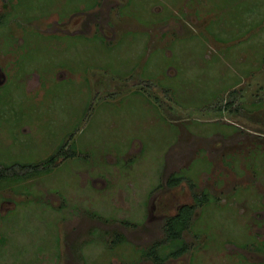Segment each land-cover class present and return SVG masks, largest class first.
<instances>
[{"label": "rangeland", "instance_id": "374dc122", "mask_svg": "<svg viewBox=\"0 0 264 264\" xmlns=\"http://www.w3.org/2000/svg\"><path fill=\"white\" fill-rule=\"evenodd\" d=\"M65 141L0 181V264H156L194 191L166 262L264 264V0H0V163Z\"/></svg>", "mask_w": 264, "mask_h": 264}, {"label": "trees", "instance_id": "16d2710c", "mask_svg": "<svg viewBox=\"0 0 264 264\" xmlns=\"http://www.w3.org/2000/svg\"><path fill=\"white\" fill-rule=\"evenodd\" d=\"M78 37V36H75ZM80 37V36H79ZM67 144L66 141L63 145L53 154L49 155L45 160L38 163H0V181L1 180H20L28 177H34L38 174L49 172L52 168V165H55V162L59 159L61 155L69 156L71 153L68 152V149L65 147ZM184 177L172 176L168 184L170 186H175L179 184ZM193 186V184L191 185ZM194 188V186H193ZM194 203L185 204L180 207L177 214L169 216L165 223V232H166V241H178L179 247L174 249L169 255H162L159 252L158 246L159 243H154L151 247L147 248L143 253L148 257L153 258L156 264H170L166 262V259L170 256L177 258L183 255L188 251L189 246L184 240L183 234L184 231L189 230L192 225V220L195 215L196 207L203 205L212 200L211 196L208 193L204 192L198 194L194 191L193 193ZM164 245V242H162Z\"/></svg>", "mask_w": 264, "mask_h": 264}, {"label": "flooded vegetation", "instance_id": "af4514ba", "mask_svg": "<svg viewBox=\"0 0 264 264\" xmlns=\"http://www.w3.org/2000/svg\"><path fill=\"white\" fill-rule=\"evenodd\" d=\"M81 37V36H80ZM176 176H178V177H180V176H182V177H184L183 175H176ZM171 177H169L168 178V181H169V179H170ZM183 182V180L179 183V184H181ZM167 184H168V182H167ZM169 185V184H168ZM178 185V184H177ZM170 186V185H169ZM176 186V185H175ZM170 187H174V186H170ZM178 213V212H177ZM177 213H175V214H177ZM174 214V215H175ZM172 216V215H171ZM167 220V219H166ZM165 223H166V221H165ZM187 231V230H186ZM185 232V231H184ZM183 237H184V234H183ZM185 240V239H184Z\"/></svg>", "mask_w": 264, "mask_h": 264}]
</instances>
